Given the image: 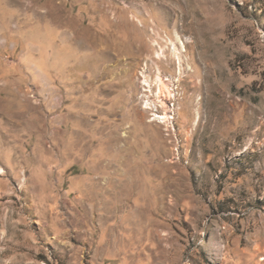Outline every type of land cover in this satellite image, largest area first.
Segmentation results:
<instances>
[{
    "label": "rangeland",
    "instance_id": "374dc122",
    "mask_svg": "<svg viewBox=\"0 0 264 264\" xmlns=\"http://www.w3.org/2000/svg\"><path fill=\"white\" fill-rule=\"evenodd\" d=\"M177 33L206 89L167 128L143 72L176 76ZM106 131L115 193L70 181ZM0 166V264H264V0H0Z\"/></svg>",
    "mask_w": 264,
    "mask_h": 264
},
{
    "label": "bare ground",
    "instance_id": "6f19581e",
    "mask_svg": "<svg viewBox=\"0 0 264 264\" xmlns=\"http://www.w3.org/2000/svg\"><path fill=\"white\" fill-rule=\"evenodd\" d=\"M187 41H184L181 36L177 33L176 34V38L175 39H170L169 44V49L171 50V55L173 57L172 61L174 60V62H171L175 65V70H176V76H171V77H164L161 75V73H159L157 75V85H158V90L154 91L153 90V83L151 80L150 75L147 72H143L144 75V90L146 92H150L153 94H156L157 98L159 99V104L160 106H162L164 108V112L162 114L157 113L158 112V103L152 99L148 93L146 94V98H145V107L149 108L150 110H153V115L155 116L156 119L158 118L165 126L170 127L174 126V119L175 117V112H176V103H170L167 100H176L178 98L179 92L177 91L178 86L176 85L177 81L179 82H186L188 80V78L192 77L193 79L189 80V82L194 83V89L199 91V92H203V89L205 87L204 85V79H200L199 81L196 80L197 75H196V71L194 72H189L191 67L190 64L188 62V58L186 57L185 52L187 51ZM95 44V43H94ZM97 44V43H96ZM156 44V43H155ZM93 45V44H92ZM99 45V44H97ZM95 48V46H94ZM119 48V49H118ZM122 47H120V45L118 44V42L113 41V40H106L104 42V46H103V51L108 54L111 55L110 50H115L118 49V51L121 49ZM159 49V48H158ZM167 49V48H166ZM121 52V51H120ZM164 47L160 46V49L157 50V57H161L162 55H164L165 53ZM206 57V55H205ZM206 59L208 60V70H211L213 68V57L209 58L206 57ZM171 61V60H170ZM167 62V61H166ZM187 63V64H186ZM168 64V63H167ZM207 68V67H206ZM192 70V69H191ZM209 72V71H208ZM208 75V74H206ZM207 77V76H206ZM210 77V76H209ZM216 78V77H215ZM214 78V79H215ZM216 80V79H215ZM208 82V81H207ZM206 82V83H207ZM213 82V81H212ZM211 83V82H210ZM209 83V84H210ZM218 84V83H217ZM216 85V84H215ZM214 85V86H215ZM213 87L212 85H207V89L210 90ZM214 89V88H213ZM216 89V88H215ZM219 89V88H218ZM207 90V91H208ZM206 91V90H205ZM211 92V91H209ZM225 92V91H224ZM205 93V92H204ZM203 93V94H204ZM207 94V93H205ZM209 94V93H208ZM210 95V94H209ZM209 97V96H208ZM217 97V95H216ZM219 98V97H218ZM202 98L200 96H198L197 100L196 98H193L190 103H189V109H190V114H191V120H194V125L196 126H204L205 128L207 126V124L210 123L209 120L212 119V115L211 113H213V110H210L209 114L206 116L207 117V124L203 125L202 124V112H201V100ZM206 99V98H205ZM209 99V98H208ZM207 99V100H208ZM171 100V101H172ZM223 100V99H222ZM225 100V99H224ZM213 101V100H212ZM219 101V100H218ZM227 101V100H226ZM197 102V103H196ZM207 102V101H206ZM220 102V101H219ZM228 102V101H227ZM226 102V104H227ZM196 103V104H195ZM203 103V102H202ZM209 103V100H208ZM212 103H215L212 102ZM217 103V101H216ZM213 105V104H212ZM224 106V103L222 104ZM209 106V105H208ZM206 106V107H208ZM218 108V105H215ZM222 107V106H221ZM220 107V109H221ZM178 108V107H177ZM224 108V107H223ZM214 109V108H213ZM218 110V109H217ZM181 111V110H180ZM216 113V111H214ZM221 113V112H219ZM174 114V115H173ZM214 114V113H213ZM215 115V114H214ZM217 115V114H216ZM220 116V114H219ZM218 118V117H217ZM205 119V118H204ZM220 119V118H219ZM216 120V118H215ZM218 121V119H217ZM213 122V121H212ZM215 127V126H214ZM203 130V129H202ZM171 131V130H170ZM4 171L3 167L0 166V174H2V172Z\"/></svg>",
    "mask_w": 264,
    "mask_h": 264
},
{
    "label": "crops",
    "instance_id": "0c3cea01",
    "mask_svg": "<svg viewBox=\"0 0 264 264\" xmlns=\"http://www.w3.org/2000/svg\"><path fill=\"white\" fill-rule=\"evenodd\" d=\"M104 128L107 130L108 128H110V125L105 123ZM104 138L105 139L99 143L97 148H93V150H91L96 152L88 154L89 158L86 161V167H84V169L82 170V175L79 176L78 174L73 173L72 176L74 177H71L70 181L78 183L81 180L83 182V187L85 186L86 188H88L89 186H91V190H99L102 187L104 181L103 179L105 178L108 183V187L106 186L107 189L110 192L115 193L119 191V189H121V187L119 188L118 185H122L120 174L122 173V165H124L125 163L123 164V155L119 156L117 152V146L119 145V138L117 136V133L111 132V134H108V131H106ZM82 150H87V144L82 146ZM125 150H128V152L131 153V146L126 148ZM94 166L97 167L94 168ZM87 168H89L91 171H89ZM131 185L132 180L128 181L126 184V186ZM111 203L116 207V198L114 199V201H111Z\"/></svg>",
    "mask_w": 264,
    "mask_h": 264
}]
</instances>
